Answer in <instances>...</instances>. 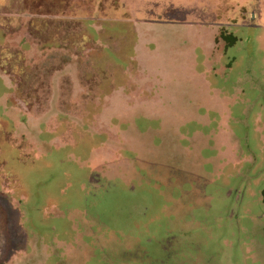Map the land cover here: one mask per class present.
<instances>
[{
	"label": "rangeland",
	"instance_id": "obj_1",
	"mask_svg": "<svg viewBox=\"0 0 264 264\" xmlns=\"http://www.w3.org/2000/svg\"><path fill=\"white\" fill-rule=\"evenodd\" d=\"M0 264H264V0H0Z\"/></svg>",
	"mask_w": 264,
	"mask_h": 264
},
{
	"label": "flooded vegetation",
	"instance_id": "obj_2",
	"mask_svg": "<svg viewBox=\"0 0 264 264\" xmlns=\"http://www.w3.org/2000/svg\"><path fill=\"white\" fill-rule=\"evenodd\" d=\"M257 18H259L258 14H257L256 12H254V13L252 14V16H251V20L254 21V23H252V21H251V23H249V24H243V25H245V26H255V24H256V19H257Z\"/></svg>",
	"mask_w": 264,
	"mask_h": 264
}]
</instances>
